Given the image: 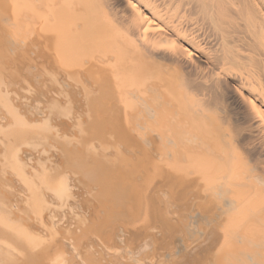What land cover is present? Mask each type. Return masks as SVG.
Returning <instances> with one entry per match:
<instances>
[{
  "label": "bare ground",
  "instance_id": "6f19581e",
  "mask_svg": "<svg viewBox=\"0 0 264 264\" xmlns=\"http://www.w3.org/2000/svg\"><path fill=\"white\" fill-rule=\"evenodd\" d=\"M0 264H264V0H0Z\"/></svg>",
  "mask_w": 264,
  "mask_h": 264
},
{
  "label": "rangeland",
  "instance_id": "374dc122",
  "mask_svg": "<svg viewBox=\"0 0 264 264\" xmlns=\"http://www.w3.org/2000/svg\"><path fill=\"white\" fill-rule=\"evenodd\" d=\"M148 182H149V181H148ZM155 182H158V181H156V179H155V181L151 184V186H152V185L154 186V183H155ZM196 201L198 202V200H196ZM191 202H192V201H191ZM191 202H190V203H191ZM190 203H189V204H190ZM194 203H195V201L193 200V203H191V204H194ZM189 204H188V206H189ZM191 204H190V209L192 210V208H193L195 205L192 206V208H191ZM195 204H196V203H195ZM197 207H199V206H197ZM184 209H185V208H184ZM184 209H182V211H183ZM186 209H187V207H186ZM191 210H190V211H189V209L187 210V211H189V212L186 213V214L188 215V216H187L188 218H191V220H193L192 217L195 215L196 217L194 218V220H195L196 222H197V220H198V221L202 220V222H204V220H203V219H204L203 212H202L199 208H196V207H195V208H193L192 211H191ZM198 210L200 211V213L202 212V213H201L202 215L198 212ZM184 211H185V210H184ZM190 212H191V214H188V213H190ZM189 215H190V216H189ZM199 216H200V217H199ZM201 216H202L203 219L201 218ZM187 217H186V218H187ZM199 218H200V220H199ZM194 220H193V221H194ZM195 224H196V223H195ZM239 232H240V231H239ZM239 232H237V233H239ZM177 242H178V241H177ZM181 243H182V241L180 242V244H181ZM182 244H183V243H182ZM177 245H178V244H177ZM262 245H263V242H262ZM178 246H179V245H178ZM241 246H244V245H241ZM240 248H241L240 252L244 250V247H240ZM240 248H239V249H240ZM242 248H243V249H242ZM237 258H238V257H237ZM243 260H244V259H243ZM243 260H241V261H243ZM239 261H240V260H239Z\"/></svg>",
  "mask_w": 264,
  "mask_h": 264
}]
</instances>
